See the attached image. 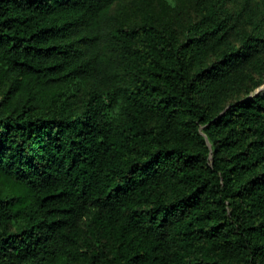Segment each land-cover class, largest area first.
Returning a JSON list of instances; mask_svg holds the SVG:
<instances>
[{
    "label": "trees",
    "instance_id": "1",
    "mask_svg": "<svg viewBox=\"0 0 264 264\" xmlns=\"http://www.w3.org/2000/svg\"><path fill=\"white\" fill-rule=\"evenodd\" d=\"M122 1L0 0V264H264V0Z\"/></svg>",
    "mask_w": 264,
    "mask_h": 264
},
{
    "label": "rangeland",
    "instance_id": "2",
    "mask_svg": "<svg viewBox=\"0 0 264 264\" xmlns=\"http://www.w3.org/2000/svg\"><path fill=\"white\" fill-rule=\"evenodd\" d=\"M252 3H258L261 0H251ZM214 3L219 9L220 14L228 15L237 11L242 0H208ZM147 7L158 21L170 23L178 31H181L185 25L196 19L198 15V7L194 0H123L111 7L110 13L113 15V21L116 24L134 25L141 20L142 13L140 8ZM241 29L240 23L237 24ZM264 93V81L260 83L254 90ZM120 111V105H116L110 111L112 117H116Z\"/></svg>",
    "mask_w": 264,
    "mask_h": 264
},
{
    "label": "water",
    "instance_id": "3",
    "mask_svg": "<svg viewBox=\"0 0 264 264\" xmlns=\"http://www.w3.org/2000/svg\"><path fill=\"white\" fill-rule=\"evenodd\" d=\"M257 92H259V91H257Z\"/></svg>",
    "mask_w": 264,
    "mask_h": 264
}]
</instances>
